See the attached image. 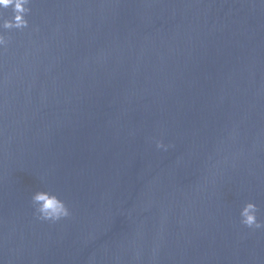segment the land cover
I'll use <instances>...</instances> for the list:
<instances>
[{
  "label": "water",
  "instance_id": "obj_1",
  "mask_svg": "<svg viewBox=\"0 0 264 264\" xmlns=\"http://www.w3.org/2000/svg\"><path fill=\"white\" fill-rule=\"evenodd\" d=\"M30 8L0 50V264H264L239 216L264 221V0Z\"/></svg>",
  "mask_w": 264,
  "mask_h": 264
},
{
  "label": "clouds",
  "instance_id": "obj_2",
  "mask_svg": "<svg viewBox=\"0 0 264 264\" xmlns=\"http://www.w3.org/2000/svg\"><path fill=\"white\" fill-rule=\"evenodd\" d=\"M32 0H0V50H3L8 40L4 30H24L28 27L27 14L30 13ZM11 10V17L5 16L6 10ZM158 149L167 150L171 145L155 140ZM34 215L43 221L57 222L71 215L69 207L55 193L37 190L31 194ZM257 205L246 202L240 209V223L248 229L264 230V221L257 218Z\"/></svg>",
  "mask_w": 264,
  "mask_h": 264
}]
</instances>
